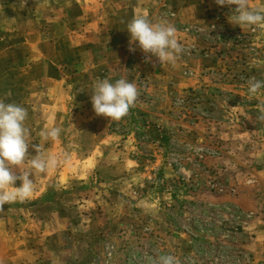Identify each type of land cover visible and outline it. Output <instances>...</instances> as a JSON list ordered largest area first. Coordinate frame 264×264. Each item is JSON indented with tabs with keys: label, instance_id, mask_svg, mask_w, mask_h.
Here are the masks:
<instances>
[{
	"label": "rangeland",
	"instance_id": "374dc122",
	"mask_svg": "<svg viewBox=\"0 0 264 264\" xmlns=\"http://www.w3.org/2000/svg\"><path fill=\"white\" fill-rule=\"evenodd\" d=\"M142 1L0 0V99L28 110L29 155L39 144L61 160L35 177L30 200L4 205L0 264H148L161 254L179 264H264L248 248L254 217L264 216V89L248 91L250 78L264 79V26H233L231 9L215 0L195 1L205 5L200 17L161 13L184 48L186 83L165 79L153 91L143 74H129L139 91L129 114L107 128L84 126L76 75L95 62L101 80L100 29L111 36L141 16L124 14ZM92 35L96 55L86 63ZM129 47L110 51L162 72L137 42ZM53 126L60 137L45 141L42 130Z\"/></svg>",
	"mask_w": 264,
	"mask_h": 264
},
{
	"label": "clouds",
	"instance_id": "9594fccd",
	"mask_svg": "<svg viewBox=\"0 0 264 264\" xmlns=\"http://www.w3.org/2000/svg\"><path fill=\"white\" fill-rule=\"evenodd\" d=\"M215 3L231 9L228 20L233 26L241 29L264 26V8L252 7L250 0H215ZM26 4L27 0H21L23 7ZM127 31L130 34L129 51L135 52L136 48L131 45L138 42L137 46L148 61L154 56L161 64L175 66L184 51L175 26L168 21L153 23L146 16H135L127 24ZM248 83L250 94L264 89V79L252 77ZM138 96L136 84L126 78H119L114 83L105 78L95 84L91 103L97 116L120 121L135 106ZM257 112V120L264 122V99L258 101ZM27 117L25 107L0 99V212L5 204L30 200L36 190L35 177L46 175L61 162L60 157L47 154L39 144L32 145L36 154L29 155L31 133L25 125ZM60 134L61 128L53 126L42 130L41 137L45 141H56ZM17 181H20L19 186H16ZM148 264H179V261L171 254H161L149 257Z\"/></svg>",
	"mask_w": 264,
	"mask_h": 264
},
{
	"label": "crops",
	"instance_id": "0c3cea01",
	"mask_svg": "<svg viewBox=\"0 0 264 264\" xmlns=\"http://www.w3.org/2000/svg\"><path fill=\"white\" fill-rule=\"evenodd\" d=\"M148 1H149L148 2L149 4L142 1L139 4L134 5L133 7L127 6L125 8L126 13L124 14V16L127 15L128 12L130 13L133 12V9H134L136 14L138 13L141 16H146L149 20H151L154 23L155 20L156 22L158 21V19L160 20L161 13H162L161 15H168L169 12H171L172 14H176L182 17L184 15H187V16L191 14L195 15L197 14L194 12L196 10L200 17L201 14L204 15L206 12V9H204L205 5L202 8L195 9L196 0H180L181 2L178 1L175 4H172L170 0H148ZM174 5L176 6L175 9L174 7H172ZM193 20H194V17H193ZM160 21L162 22V19ZM188 21H192L191 18H189ZM128 23L129 22L127 20V22H125V24L120 26L111 36L108 33L110 29V28L108 29V25H103L102 28L100 29L104 37V43H102L100 47L102 46L104 49V52L106 53V60H104L105 63L102 62L99 64H104V68L108 69V70L105 69L106 73L101 78V80L107 78L109 79L110 82L114 83L115 80L119 78H127V75L129 74L133 75L134 79L138 76V74H143L144 77L148 78L149 80V89L153 91H154V86H155L154 84H156V86L158 87L161 84V82L164 81L165 79H172L173 82L174 83L177 82L179 86L184 85L186 83V80L185 78L181 76V70L186 68V66L189 63H186L184 59H181V56H179L175 66L164 64L163 66H161V68H159L164 73L163 75L162 72L159 73L158 71H156V69L154 70L153 65L142 64L138 62L136 59L127 57L125 53L121 54L122 50L119 52L117 51L119 53L117 57L115 56V53H113L112 50L110 51V49H113L114 46H117V47H121L122 45L126 46L128 41H130V34L127 31ZM176 36H179V35L177 34ZM89 37L90 38H87V41H86L87 43L86 49H88L89 47V50H87L88 51L87 53H89L88 54L89 59H86L87 55H84L85 52H82L83 60H85L86 63H89V62L92 63L91 60H93V58L96 55V51H95L96 46L93 47L90 45L95 42L94 39H92L95 37L93 35ZM119 41L121 42V44H119ZM83 49L85 48L83 47ZM90 55L94 57L91 58ZM79 56L81 57V55ZM108 56L110 59L107 58ZM192 63L193 62H191V64ZM95 64L96 63L94 62V65ZM94 65H92L93 67H90L89 68L90 70L86 71V73H80L76 75V78L78 79L79 87L80 88L82 87L84 89L83 90L84 97L82 96L81 101L83 104H86L84 105V108L82 109L86 113V115H84V118L82 119L86 129L89 127L107 128V126L111 122L110 118H106L103 116H97L94 113V110L92 107L91 94L93 93L95 84L98 81H100V78L96 76V72L94 71ZM128 69L130 70L129 71L130 73L127 71ZM183 73H184V70H183ZM89 103L91 106H89ZM95 117L98 119L96 120ZM91 138L95 139L96 137L92 135ZM88 159L96 160L94 156L89 157ZM253 229H254L253 233H255L254 242L250 243V246L248 248H251L256 258H264V216L254 217Z\"/></svg>",
	"mask_w": 264,
	"mask_h": 264
},
{
	"label": "built area",
	"instance_id": "2783aa9c",
	"mask_svg": "<svg viewBox=\"0 0 264 264\" xmlns=\"http://www.w3.org/2000/svg\"><path fill=\"white\" fill-rule=\"evenodd\" d=\"M137 44H138V42H137ZM134 53V52H133ZM141 58H143V59H145L146 60V58H145V55L144 54H142L141 55Z\"/></svg>",
	"mask_w": 264,
	"mask_h": 264
}]
</instances>
